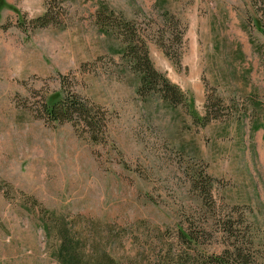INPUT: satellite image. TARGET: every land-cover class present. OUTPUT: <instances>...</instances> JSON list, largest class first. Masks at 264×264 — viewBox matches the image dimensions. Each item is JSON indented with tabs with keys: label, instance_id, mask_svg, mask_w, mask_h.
<instances>
[{
	"label": "rangeland",
	"instance_id": "obj_1",
	"mask_svg": "<svg viewBox=\"0 0 264 264\" xmlns=\"http://www.w3.org/2000/svg\"><path fill=\"white\" fill-rule=\"evenodd\" d=\"M128 29L188 104L137 91ZM66 90L103 140L41 116ZM54 217L126 231L128 256L177 249L180 226L187 259L237 244L264 264V0H0V264H60Z\"/></svg>",
	"mask_w": 264,
	"mask_h": 264
},
{
	"label": "trees",
	"instance_id": "obj_2",
	"mask_svg": "<svg viewBox=\"0 0 264 264\" xmlns=\"http://www.w3.org/2000/svg\"><path fill=\"white\" fill-rule=\"evenodd\" d=\"M47 14L45 10L41 15L31 18L32 25H43L49 22L50 19ZM121 34L124 42L122 52L123 54L128 52L127 56L131 59V69L138 75L137 91L157 92L169 105L181 101L185 105L188 104L187 97L181 89L152 66L146 51L142 49L141 45H137L139 42L134 34L132 35L129 29L126 33L122 32ZM40 106L41 116L45 121L68 120L75 130L78 126L85 128L84 130L87 131L86 133L92 141L104 139V132L101 127L103 124L102 119L101 117L97 119L95 115V111H98V109L93 103L80 98L74 91H63L52 101L44 100L40 103ZM192 117L195 120L203 121L207 118V114L192 115ZM50 223L56 241L51 249V254L60 264H253V260L248 256L249 254L237 248V244H234L235 248H232L231 251L223 250L214 253L198 250L193 254L194 257L185 258L183 256L184 252L182 253L179 248L189 249L191 245H197L198 241L195 237L198 233L183 231L180 226L176 227L178 240H180V246H177V249L173 242L164 247H160L161 245L150 246L147 243L146 256L137 258L136 255L128 256L129 253L123 249L124 241L127 238L124 230H117L112 236V240H109V235L101 233L102 226L99 228L96 221L84 222L86 225L82 226L61 217H57L55 221L54 217L53 221L42 223V227L47 233L50 231ZM118 249H121L120 254L123 256L114 253ZM140 250L136 249L135 251Z\"/></svg>",
	"mask_w": 264,
	"mask_h": 264
}]
</instances>
